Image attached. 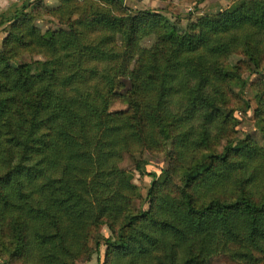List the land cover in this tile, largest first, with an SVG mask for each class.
Listing matches in <instances>:
<instances>
[{"label":"trees","instance_id":"trees-1","mask_svg":"<svg viewBox=\"0 0 264 264\" xmlns=\"http://www.w3.org/2000/svg\"><path fill=\"white\" fill-rule=\"evenodd\" d=\"M126 5L34 0L0 16V262L20 264L32 239L27 252L58 259L25 264H78L101 244L99 264L219 254L264 264V148L251 137L232 146L248 88L264 125V0L195 12L185 26ZM46 13L65 27L43 32L34 20ZM152 33L160 41L141 47ZM24 52L50 66H15ZM116 100L127 108L110 110ZM146 152L168 165L134 207L133 167L122 163L138 157L140 171Z\"/></svg>","mask_w":264,"mask_h":264},{"label":"rangeland","instance_id":"rangeland-1","mask_svg":"<svg viewBox=\"0 0 264 264\" xmlns=\"http://www.w3.org/2000/svg\"><path fill=\"white\" fill-rule=\"evenodd\" d=\"M59 3V0H54ZM234 0H124V3L127 4V8H131L132 11L137 10H150L153 12H161L164 14L168 19L171 20V22H176L178 20L180 21L181 26H185L187 23L188 18H190V15L192 13L198 12V13H204V12H216L219 11L228 5H230ZM44 4L50 6V3H52V0H43ZM32 3H24V7H22L21 10H19L18 13H21L22 11L29 8V5ZM34 24L39 27L43 32H46L48 29H60L62 26L58 20L51 14H44L43 16L36 18L34 20ZM4 37V33H3ZM2 32H0V43ZM160 39L155 34H149L146 35L145 38H143L140 41V46L143 48H151L155 43H158ZM1 47V44H0ZM47 56L44 53H38V52H24L21 57L17 60V63L15 66L22 64V63H28L30 65V71L31 74H39V72H42L50 65L47 64ZM253 78V77H252ZM123 81L126 83L127 86L130 85V81L127 78H123ZM246 95L249 98V104L250 107H248L246 110H243L242 108H237L234 114V117L239 122V125L237 127L238 133L234 136L233 144L238 140L241 139H247L251 137L255 143H257L258 148H264V125L261 127L257 124L253 109L255 106V100L252 97V90L251 88H248ZM127 108V104L124 101H113L110 104V110H120ZM226 146H229V144ZM138 161V157L135 160L131 157H126L124 162L122 163L123 167L131 168L133 167L132 173H133V183L138 187L139 190V196L136 197L131 204L134 207L141 206L143 204V198L145 197L146 191L149 188V185L153 184L154 179L158 178V175L161 174L162 170L167 167V157L165 153H158V154H151L149 152H146L144 154V157L141 161H139L141 165V170L138 171L134 166L135 163ZM114 194V193H113ZM147 204L145 203V206ZM23 221H27L28 214L27 212L22 215ZM33 222L31 221L28 223V225L32 226ZM14 224H16L14 222ZM33 227V226H32ZM7 228V223L5 224V227H0V234H2ZM16 233L15 230H11V235L13 236ZM98 235L103 237L108 235V228L105 224H101L98 227ZM29 244L32 243V239L28 240ZM29 244H26L24 247V256L22 257V262L20 264H25L27 262H33V261H44L49 262L55 259H58L54 255L48 253L46 250H42L41 252L37 254H32L27 252V247ZM96 243L95 241H92L93 248L95 247ZM3 250H6V246H2ZM105 245L101 244L99 253L93 252V255L91 258L86 260L85 262H79L78 264H99L103 261L105 256ZM66 264H73L72 262H65ZM0 264H9L7 261H1ZM206 264H239L236 261L234 262L233 259H230L227 254H219L212 256Z\"/></svg>","mask_w":264,"mask_h":264},{"label":"crops","instance_id":"crops-1","mask_svg":"<svg viewBox=\"0 0 264 264\" xmlns=\"http://www.w3.org/2000/svg\"><path fill=\"white\" fill-rule=\"evenodd\" d=\"M34 0H0V16L11 18L16 15V13L22 9L24 3H32ZM59 3L52 0L50 5L56 6ZM3 37V33H2ZM2 39V38H1ZM1 44V43H0Z\"/></svg>","mask_w":264,"mask_h":264}]
</instances>
